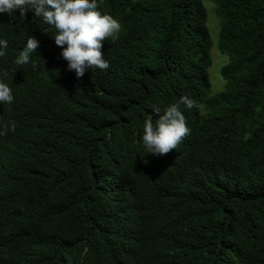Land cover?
I'll list each match as a JSON object with an SVG mask.
<instances>
[{
  "label": "trees",
  "instance_id": "obj_1",
  "mask_svg": "<svg viewBox=\"0 0 264 264\" xmlns=\"http://www.w3.org/2000/svg\"><path fill=\"white\" fill-rule=\"evenodd\" d=\"M208 1L229 58L214 96L205 0H98L122 29L79 79L54 28L0 17L9 59L39 41L7 81L24 103L0 105V264H264V0ZM182 96L191 134L148 155L152 105Z\"/></svg>",
  "mask_w": 264,
  "mask_h": 264
},
{
  "label": "clouds",
  "instance_id": "obj_2",
  "mask_svg": "<svg viewBox=\"0 0 264 264\" xmlns=\"http://www.w3.org/2000/svg\"><path fill=\"white\" fill-rule=\"evenodd\" d=\"M17 11L19 17L15 15ZM30 13L55 29L54 43L61 48V56L67 61L68 70L74 71L78 79L89 70L109 69L110 63L102 51L103 45L106 40H114L118 36L122 25L113 15L98 10V0H0V17L22 20ZM8 47V40L0 38V105L24 103V97L15 99L7 81L24 65L31 64L36 69L32 54L37 52L39 41L30 36L12 60L6 57ZM182 106L187 109L202 107L187 96L180 97L163 110L158 105H152V112L159 118L155 123L151 116L144 120L141 138L142 147L148 155L158 157L168 154L191 134ZM15 129V123L5 122L4 117L0 116V137Z\"/></svg>",
  "mask_w": 264,
  "mask_h": 264
},
{
  "label": "rangeland",
  "instance_id": "obj_3",
  "mask_svg": "<svg viewBox=\"0 0 264 264\" xmlns=\"http://www.w3.org/2000/svg\"><path fill=\"white\" fill-rule=\"evenodd\" d=\"M205 4L208 10V27L214 42V48L212 50L213 66L210 70L211 94L214 96L222 92L225 88L226 82L221 76V70L228 63L229 58L220 53L217 48L220 27L215 6L208 0H205Z\"/></svg>",
  "mask_w": 264,
  "mask_h": 264
}]
</instances>
